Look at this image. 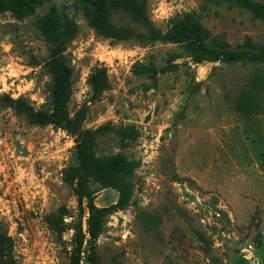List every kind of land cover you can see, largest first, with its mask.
<instances>
[{"label":"rangeland","instance_id":"rangeland-1","mask_svg":"<svg viewBox=\"0 0 264 264\" xmlns=\"http://www.w3.org/2000/svg\"><path fill=\"white\" fill-rule=\"evenodd\" d=\"M140 1L161 33L191 14L215 45L250 40L264 50V20L231 2ZM83 5L0 0V230L10 238L0 264H264V87L244 97L256 101L253 112L234 106L255 74L264 80V60L197 61L183 43L151 39L120 7L110 23L134 34L106 37ZM50 13L64 29L58 47L40 24ZM60 52L71 71L69 116L79 110L81 129L100 128L95 157L122 154L128 164L123 199L113 184L88 182L104 208L96 236L89 198L64 178L78 134L34 123L14 104L44 106L45 62ZM97 68L107 83L99 92L89 81Z\"/></svg>","mask_w":264,"mask_h":264},{"label":"trees","instance_id":"trees-1","mask_svg":"<svg viewBox=\"0 0 264 264\" xmlns=\"http://www.w3.org/2000/svg\"><path fill=\"white\" fill-rule=\"evenodd\" d=\"M231 2L235 5L252 13L255 17L264 20V5L253 0H223ZM85 16L91 26L97 33L106 37L126 36L134 34L128 26H115L111 24L109 19L112 7H120L125 11L133 21L137 24L145 25L148 35L151 39L171 41L183 43L185 50L197 61L208 59H223L226 61L243 60L257 62L264 60V50L259 44L250 40L245 43L236 45L234 48H224L222 45H215L205 28H203L191 14H183L171 19L170 27L161 33L153 27L147 20L144 3L140 0H82ZM61 18L58 15L51 17V13L41 18L40 24L49 36L55 37L56 47L62 42L59 36L63 32V25H60ZM45 67L51 76V82L48 85V96L44 106L38 110H34L25 102L20 104V100L14 102L17 110L25 114L32 122L37 124H46L49 122L59 124L78 134L76 155L77 164L70 165L65 169L64 178L67 182L74 185L75 189L81 196L89 198L90 217L88 219V230L92 236H96L98 225L93 224L96 216L101 217L104 208H96L91 202L92 189L89 180L98 181L102 185L113 184L120 191V198L123 199L127 185L125 173L127 171V161L122 154L106 155L95 157L92 146L96 142L98 130L81 129V121L83 114L78 110L73 116H69L67 110V102L69 100L71 90V71L65 62V55L61 52L53 54L45 62ZM90 85L96 91L106 88L105 70L97 68L95 73L90 76ZM254 85L264 87V80L261 76L255 74L250 79L249 87L244 89L238 98L235 99V109L243 114L254 111L257 106L256 101H244L246 94L254 97L252 89ZM249 89V90H248ZM250 91V92H249ZM82 111V110H81ZM128 130L122 131L125 136ZM62 214H65V210ZM49 223L53 224L52 217L48 218ZM10 238L0 230V243L9 244ZM8 251V250H7ZM7 252L6 257H9ZM6 264V259L4 260Z\"/></svg>","mask_w":264,"mask_h":264}]
</instances>
